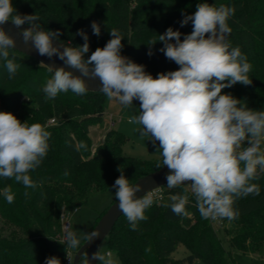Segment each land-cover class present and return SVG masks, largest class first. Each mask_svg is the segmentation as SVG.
Listing matches in <instances>:
<instances>
[{
    "label": "trees",
    "instance_id": "trees-1",
    "mask_svg": "<svg viewBox=\"0 0 264 264\" xmlns=\"http://www.w3.org/2000/svg\"><path fill=\"white\" fill-rule=\"evenodd\" d=\"M198 3L234 9L228 20L232 30L228 40L233 47H240L252 65L248 73L252 83L236 84L222 89V93H230L250 109L264 110V0H13L18 14H35L45 30H59V40L65 44L82 46L83 37L76 35L82 29L89 43L85 59L96 48H103L111 39L109 32L117 29L123 38L121 55L144 65L154 78L179 66L159 51L162 42L151 46V41H158V35L169 27L179 30L183 40L192 32V23L181 27L182 13L193 14ZM93 21L101 27L99 37L93 35ZM9 51L19 68L16 76L8 79L5 62L0 59V111L11 112L21 122L46 126L50 138L47 156L29 173L38 184L36 189H25L14 179L0 177V264H45L51 256L68 264L61 213L86 205L94 194L116 191L112 185L120 176L119 168L134 184L162 167V158L127 156L122 148L128 140L114 130L92 152L89 129L101 121L107 97L103 93L81 96L69 91L45 100L42 87L52 73L36 60ZM81 143L85 146L78 149ZM250 183L257 185L259 195L236 199V218L219 219V234L229 250L222 247L215 224L201 217L190 191L193 198L189 197L186 205L187 216L175 215L165 207L171 203L170 195L184 191L183 185L169 190L167 183L158 189L161 199L145 210L147 218L138 222L137 230H131L122 215L105 238L121 264H233L231 251L244 252L247 244L257 250L264 244V171L258 168L257 178ZM8 185L15 193L11 204L2 195ZM105 211L97 216L90 232ZM180 245L188 254L175 258ZM80 260L85 261V254Z\"/></svg>",
    "mask_w": 264,
    "mask_h": 264
},
{
    "label": "clouds",
    "instance_id": "clouds-1",
    "mask_svg": "<svg viewBox=\"0 0 264 264\" xmlns=\"http://www.w3.org/2000/svg\"><path fill=\"white\" fill-rule=\"evenodd\" d=\"M233 14L229 6L209 3H198L191 15L182 13L180 25L191 22L190 34L181 40L182 33L169 27L158 35V41H151V46L162 42L159 51L179 67L154 78L144 65L121 55L123 38L117 29L109 32L111 39L103 48H96L85 59L89 43L82 29L76 33L85 41L82 46L65 44L59 40V30H45L38 16L18 14L13 0H0V59L5 62L8 79H13L19 65L14 55L10 58L9 50H17V39L4 27L10 22L23 43L34 47L40 56H55L67 68L79 72L74 75L65 67L46 65L52 76L42 87L45 100L69 91L85 95L89 91L86 80H98L99 91L109 100L115 98L126 108L134 100L139 101V114L129 117L128 123L140 125L136 130L141 137H149L153 145L159 142L157 152L162 165L169 169L167 188L184 186L183 192L170 195L171 203L165 207L175 215L187 216L190 191L203 219L233 220L238 215L233 207L235 200L259 195V188L250 181L257 178L258 168L264 171V110L250 109L230 93H222L224 88L252 83L248 77L252 65L240 47H233L228 40L232 31L228 20ZM25 24L28 27L22 28ZM91 28L99 37L100 25L93 21ZM49 138L46 126L21 122L11 112L0 111V177L14 179L25 189H36L38 184L29 173L47 156ZM84 146L81 143L78 149ZM118 171L120 176L112 185L117 208L135 231L138 222L147 218L145 210L152 206L153 198L148 193L137 198L142 185L131 184L121 168ZM2 195L7 203L14 202L11 185L3 188ZM24 196L28 197L29 192L25 191ZM99 236V230H94L82 238L91 241ZM80 243L76 231H65L67 248L78 249ZM92 261L118 264L111 251L101 248L87 257V264ZM45 264L61 261L51 256Z\"/></svg>",
    "mask_w": 264,
    "mask_h": 264
},
{
    "label": "rangeland",
    "instance_id": "rangeland-1",
    "mask_svg": "<svg viewBox=\"0 0 264 264\" xmlns=\"http://www.w3.org/2000/svg\"><path fill=\"white\" fill-rule=\"evenodd\" d=\"M139 114V102L133 101V105L130 107H123L118 103V101L113 98L112 100L106 99V104L104 112L101 117V121L89 129V138L91 140V151L93 152L96 147L101 144L110 130L122 133L128 140L122 148V151L127 156L137 157L143 160H151L162 158L157 152L159 148V142L155 145L151 142L149 137H141L139 132L136 130L140 128V125L129 124L128 119L133 115ZM182 186V185H181ZM189 197L193 196L188 192ZM115 201V191L94 194L92 195L87 204L81 206L67 214V221L69 223V229L76 231L78 237L81 238V244H84L86 240L82 237L86 233H90L94 222L103 211L107 210L112 202ZM62 225V224H61ZM63 226H61L62 231V241L64 242L65 235L63 234ZM214 228L217 232V237L221 242L224 249L229 250L227 244L223 240L222 236L219 234L221 231V224H215ZM68 229V230H69ZM101 248L104 251H113L107 243L105 238L98 246L97 250ZM75 249L69 248V259L73 260ZM233 264H264V244L260 245L256 250L254 246L247 244L245 245V251H231ZM188 253L183 246H178L176 252L174 253L175 258H182ZM114 257L117 259L118 264H121L118 257L113 253ZM69 264V260H68ZM79 264H85L84 260H80ZM98 264V261H95ZM194 264H203L201 262H196Z\"/></svg>",
    "mask_w": 264,
    "mask_h": 264
},
{
    "label": "water",
    "instance_id": "water-1",
    "mask_svg": "<svg viewBox=\"0 0 264 264\" xmlns=\"http://www.w3.org/2000/svg\"><path fill=\"white\" fill-rule=\"evenodd\" d=\"M6 31L9 32V34L13 35L14 38L17 39V50H13L15 52H18L20 54H23L29 58H32L39 62L40 64L43 63L45 65H42L47 68L46 65H55L56 67H65L66 70L73 71L74 75H79V72H76L75 70H72L70 68H67L63 61L59 60L57 57H53L49 59L47 56H40L37 52V50L32 47L31 45H25L22 41L21 37H18L16 35L17 29H15L11 23L4 26ZM22 28H27L28 25H22ZM57 43L54 41V44ZM11 50V49H10ZM48 69V68H47ZM86 82L89 85V91L93 93H102L99 91V81L98 80H86ZM137 101V100H135ZM139 102V101H138ZM169 174V169L166 166H162L156 171L140 178L138 181H136L135 184H141L142 185V191L136 193V197L140 198L146 193H151L153 191H156L160 188H162L166 183V177ZM118 201L112 202V204L109 206V208L105 211V213L100 217L98 220L96 226L94 227V230H99L100 236L98 238H95L91 241H85L84 244L77 250L75 253L72 264H79L80 258L83 254H85V262L87 264V257L91 256L92 253L97 251V248L99 244L105 239V237L109 234V232L112 230L113 226L117 222V220L123 215L120 210L117 208ZM91 264H95V261H92Z\"/></svg>",
    "mask_w": 264,
    "mask_h": 264
},
{
    "label": "built area",
    "instance_id": "built-area-1",
    "mask_svg": "<svg viewBox=\"0 0 264 264\" xmlns=\"http://www.w3.org/2000/svg\"><path fill=\"white\" fill-rule=\"evenodd\" d=\"M49 123H53V120H50ZM152 198H153V201H156L158 202L160 199H161V195L159 193V190H156V191H153L151 193H149ZM60 221L62 223V225L64 224L63 226V234L65 235V231L69 229V223L67 221V214L62 212L61 215H60ZM213 224H221L219 219L216 220V221H212L210 220Z\"/></svg>",
    "mask_w": 264,
    "mask_h": 264
}]
</instances>
